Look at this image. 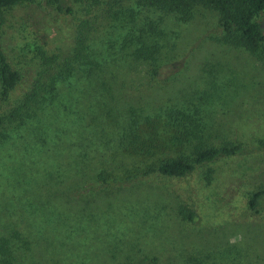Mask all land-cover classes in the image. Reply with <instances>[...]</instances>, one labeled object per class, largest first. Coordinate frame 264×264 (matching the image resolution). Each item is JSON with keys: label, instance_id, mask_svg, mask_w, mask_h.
Instances as JSON below:
<instances>
[{"label": "rangeland", "instance_id": "374dc122", "mask_svg": "<svg viewBox=\"0 0 264 264\" xmlns=\"http://www.w3.org/2000/svg\"><path fill=\"white\" fill-rule=\"evenodd\" d=\"M65 4L68 14L22 4L0 22V49L20 74L0 115L33 81L70 67L32 115L0 127V239L13 264H264V205L247 207L264 189V150L103 192L96 180L142 165L132 150L148 139L158 140L153 163L189 157L198 144L255 146L264 139V54L224 43L218 14L201 5L181 21L137 0ZM148 23L164 33L158 78L131 57ZM77 47L88 62L72 61ZM170 110L191 123L171 127ZM177 131L191 136L179 144Z\"/></svg>", "mask_w": 264, "mask_h": 264}, {"label": "trees", "instance_id": "16d2710c", "mask_svg": "<svg viewBox=\"0 0 264 264\" xmlns=\"http://www.w3.org/2000/svg\"><path fill=\"white\" fill-rule=\"evenodd\" d=\"M43 1L48 6H53L58 12L66 14L71 12L69 6L65 4L66 0H0V22L6 10L17 7L22 4ZM93 1V0H77ZM138 4L150 8H156L165 13L175 14L179 20L187 21L191 16V10L195 5L214 10L218 14L219 26L223 33V42L239 47L247 51L254 57L264 54V0H137ZM164 33L152 23H148L144 30L135 37L136 47L131 51V57L135 62L154 65L151 68V76L158 78L162 65H155L160 53L159 39ZM73 51L71 59L73 62H88L83 51L77 47ZM86 58V59H85ZM70 67L60 69L57 73L47 79V75L42 79L33 81L31 89L23 93L20 101L15 104L6 115H0V127L8 120L21 119L32 115L46 98L52 97L55 84L62 81L68 74ZM144 80L148 82L151 77L145 75ZM48 80V81H47ZM20 81L18 71L11 68L5 55L0 49V100L7 102L10 92H12ZM167 117L170 121L178 122L171 127H179L183 122L191 123L189 116L168 111ZM180 124V125H179ZM191 136L188 131H177V136L171 137L177 143L181 144L184 138ZM170 141V140H169ZM168 141V142H169ZM187 141V140H186ZM158 140L148 139L147 143L141 142L132 150L142 165L137 168L124 170L121 174L113 171L102 170L96 175L98 182L97 190H105L127 186L138 183L152 175H158L165 178H179L191 173L196 168L203 167L218 159L231 157L234 155L250 154L257 150H264V139L258 141L255 146H242L234 144H224L219 147L205 146L198 144L193 146L189 157L178 156L176 158H167L154 162V156L157 155L159 147ZM153 160V161H152ZM146 162L150 164L146 165ZM209 173L207 180H209ZM91 188L85 191H90ZM93 190V189H92ZM264 205V189L253 192L247 200V207L252 213L261 212ZM178 213L184 220L194 223L197 215L193 210L180 206ZM14 257L9 251L7 241L0 239V264H13Z\"/></svg>", "mask_w": 264, "mask_h": 264}]
</instances>
